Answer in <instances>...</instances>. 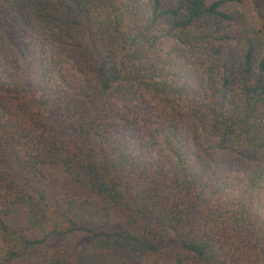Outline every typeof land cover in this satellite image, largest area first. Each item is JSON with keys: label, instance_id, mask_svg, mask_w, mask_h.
<instances>
[{"label": "trees", "instance_id": "1", "mask_svg": "<svg viewBox=\"0 0 264 264\" xmlns=\"http://www.w3.org/2000/svg\"><path fill=\"white\" fill-rule=\"evenodd\" d=\"M236 1L0 0V264H69L57 236L264 264V0Z\"/></svg>", "mask_w": 264, "mask_h": 264}, {"label": "rangeland", "instance_id": "2", "mask_svg": "<svg viewBox=\"0 0 264 264\" xmlns=\"http://www.w3.org/2000/svg\"><path fill=\"white\" fill-rule=\"evenodd\" d=\"M211 3L215 0H206ZM228 13H242L254 25L259 26L260 21L257 17L254 0H237L236 2H229L222 7ZM114 222L124 220L123 214L120 211H115ZM19 220V216L16 217ZM134 232L138 229L132 228ZM57 245L69 248L71 251V258L69 264H176V241L172 240L171 244L163 253L158 256L150 257L146 260H139L128 252L97 254L89 249L86 238L82 236L62 237L57 236Z\"/></svg>", "mask_w": 264, "mask_h": 264}]
</instances>
